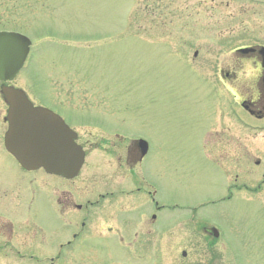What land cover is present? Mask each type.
Segmentation results:
<instances>
[{
  "label": "rangeland",
  "instance_id": "obj_1",
  "mask_svg": "<svg viewBox=\"0 0 264 264\" xmlns=\"http://www.w3.org/2000/svg\"><path fill=\"white\" fill-rule=\"evenodd\" d=\"M0 31L32 42L10 85L86 152L72 181L18 173L0 94V264H264V117L238 103L262 76L238 50L264 48V0H0ZM136 183L170 207L139 229Z\"/></svg>",
  "mask_w": 264,
  "mask_h": 264
},
{
  "label": "water",
  "instance_id": "obj_2",
  "mask_svg": "<svg viewBox=\"0 0 264 264\" xmlns=\"http://www.w3.org/2000/svg\"><path fill=\"white\" fill-rule=\"evenodd\" d=\"M30 46L31 41L21 34L0 33V82L16 78ZM1 94L9 107L4 141L7 151L27 171L44 169L50 175L76 178L85 159L83 149L76 143L77 135L58 115L35 107L22 90L3 85ZM140 147L145 155L147 143L140 141Z\"/></svg>",
  "mask_w": 264,
  "mask_h": 264
},
{
  "label": "flooded vegetation",
  "instance_id": "obj_3",
  "mask_svg": "<svg viewBox=\"0 0 264 264\" xmlns=\"http://www.w3.org/2000/svg\"><path fill=\"white\" fill-rule=\"evenodd\" d=\"M262 51L263 50H261L260 48H257V49L255 48V49L248 51V52H238L239 55L248 57L249 61L252 64H254L256 67H259V69L262 73L261 79H260L259 84L256 87V89L250 90V92H249L250 96L248 98H243L241 100L240 99L238 100V103H240L243 110L245 112H247L250 116L255 117L257 119H262L264 117V81H263L264 51L263 52ZM223 77L229 78L230 76L228 74H226ZM228 91H229V94L231 95L229 107H230V111L233 112L234 100H235V98H237V96L233 93V91H230V90H228ZM6 125H7V123H6ZM7 128H8V125H7ZM4 135H5V133H4ZM4 135H3V146H4ZM78 140H79V136H78ZM132 143L135 147L133 148V153L131 155H132V159L135 162V166H136V165L142 164L148 158L149 154H147V156L142 159L141 158V150L139 148L137 139L135 141H133ZM4 150H5V147H4ZM5 152L7 153L6 150H5ZM8 156H10V155L8 154ZM16 168H17L18 173H20L23 176L35 173V172H27V171L23 170L18 165H16ZM263 177H264V175H263ZM55 178L62 179L59 177H55ZM62 180H64V179H62ZM64 181H67V180H64ZM263 183H264V181H263ZM146 187L144 185L138 186L136 183L134 187H132L131 189H128V192H126V197L131 198V202H130L131 205H137L138 204V201L136 199V197L138 195H146L147 199H146L145 204L149 205L148 211H145L144 215L142 217H136L132 221L133 222L132 226L134 229H139V227H141L142 224H146L148 221V218L152 221V223H158V221H160L162 219V216L165 215L166 211L170 208V207H167L166 205H164V203L159 202L157 189H155L152 186H150L149 188H146ZM241 187L248 188L246 184H242L241 186H240V184H234V185L228 186L227 190H226L227 197L223 198L222 200H224V199L230 200L234 195V189L235 188H241ZM260 187H261V184L258 185V188H260ZM114 193H116V192H106L105 194H99L98 200H96V202H92L91 200H87V206L85 207V209H86V212H88V215H89V211H90L89 208L91 205L98 203L100 199L107 198L108 196H113ZM119 193L121 195H123L122 190H120ZM78 209H81V207H79ZM84 225L85 224H83V226ZM213 230H214V228H212L209 231H206V233H209L210 236L214 237ZM163 232H165V229L163 230ZM137 233L138 232H136V234ZM75 237H76V235L74 234V238ZM69 243L70 242H68L67 245H69ZM62 247H64V245H61V248Z\"/></svg>",
  "mask_w": 264,
  "mask_h": 264
}]
</instances>
